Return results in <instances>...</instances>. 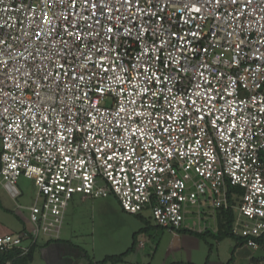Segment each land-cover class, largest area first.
<instances>
[{"label": "snow or ice", "instance_id": "6c2138e0", "mask_svg": "<svg viewBox=\"0 0 264 264\" xmlns=\"http://www.w3.org/2000/svg\"><path fill=\"white\" fill-rule=\"evenodd\" d=\"M159 2L38 0L35 7L29 8L33 13L30 24L22 22L17 29L21 35L3 32L13 27L6 21L0 25V92H4L0 105L7 103L0 107V132L6 139L12 137L8 147L14 142L23 144L26 150L39 151L46 162L52 161L63 170L58 180L78 170L87 180L91 165L103 167L113 179L115 173H120L118 184L131 179L134 184L144 185L159 178L155 176L157 171L164 172L165 168L159 166L161 160L167 165L174 154L185 155L184 149L192 147L186 144L189 139L197 146L192 148V155L205 148L203 155L214 162L207 150L212 141L202 144L197 138L205 126L210 125L229 148L237 138L243 140L249 121L238 115L242 110L238 105L232 107L234 101L226 99V95L233 94L234 85L222 80L221 73L213 76L216 69L207 62L195 69L188 66L187 53L195 50L187 37H198L200 33L191 28L183 35L168 31L164 39L167 17L156 11ZM145 3L148 6L141 7ZM168 4L185 24L209 17L218 21L224 39L242 36L244 19L253 11V0H168ZM166 8L167 4H162L159 11ZM229 18L239 25V33L236 28L229 32L225 27ZM255 22L253 17L249 25ZM195 26L199 29L201 24ZM212 35H217L215 29ZM129 38L142 45L131 65L117 50ZM257 42L264 45V33ZM242 43L241 39L235 45L237 57ZM20 47L23 52L18 51ZM257 54L261 55L259 49ZM189 71L196 80L195 88L180 93L173 85L178 77L182 78L181 73ZM9 79L14 90H19L15 96L5 91ZM26 89L30 90L27 100L23 99ZM93 93L97 94L95 99ZM106 93L119 98L111 113L97 106ZM221 100L226 106L218 108ZM248 115L255 119L251 113ZM74 133H83V143L76 148L71 147ZM88 154L94 159H86ZM233 159L239 166L240 156L233 154Z\"/></svg>", "mask_w": 264, "mask_h": 264}, {"label": "built area", "instance_id": "2783aa9c", "mask_svg": "<svg viewBox=\"0 0 264 264\" xmlns=\"http://www.w3.org/2000/svg\"><path fill=\"white\" fill-rule=\"evenodd\" d=\"M37 3L38 0H0V25L5 21L13 25L12 28H4L2 31L21 35L17 29L22 27V22L25 26L30 24L33 13L29 8L35 7ZM162 4H167V8L160 12ZM146 6L147 3L141 5V7ZM252 8L253 11L249 13L248 19L241 17L244 19L243 35L224 39V32L220 31L218 21L211 17L188 25L184 23V18L179 12L168 4V0H160L156 7L160 16L167 17L163 23L166 29L164 39L168 38V31L183 35L191 28L192 31L200 33L198 37H187L192 41L191 47L195 50L187 53L190 58L188 66L195 69L197 65L207 62L216 69L212 73L213 76L221 73L222 80L234 85L233 94L226 95V99L234 101L232 107L238 105L242 110L238 115H243L249 121L243 140L237 138L236 143L229 148L227 142L221 141L214 134L210 125L205 126L204 132H201L197 138L202 144L209 139L212 141V144L207 145V150L215 158L214 162L203 155L205 148H200L197 154L192 155V148L197 146L189 139L186 144H191L192 147L184 149L183 157L176 153L168 160L167 165L161 160L159 166L164 167L165 170L155 173L159 178L149 184L140 185L132 183L131 179H125L118 184L117 180L121 179L120 173H115L113 179L103 167L91 165L88 166L87 180L84 179L85 173L79 170L66 179L58 180L57 177L61 176L63 170L58 169L56 163L46 162L39 151L26 150L23 144L17 145L13 142V147H8L12 137L6 139L4 133L0 132V185L13 200L21 195L17 188L21 176L32 179L36 187L33 203L26 207L29 228L18 234L0 233V251L19 248L26 253L28 250L26 242L29 244L31 241H37L41 235L53 240L58 239L65 212L77 194L83 199L106 197L112 194L124 212L130 215L149 213L155 226L172 234L178 230L195 233L215 232L218 212L222 208L229 207L230 197L234 201L232 209L235 212L233 234L242 238L248 247L257 249L259 245L256 239L264 233V104H262L264 45L257 42L264 33V27H261L264 26V19L260 18L264 16V0H253ZM253 17L256 22L250 26L249 20ZM196 23L201 24L199 29L196 28ZM225 27L229 32L233 28H236L238 33L240 31L239 25L230 18ZM214 29L216 36L212 35ZM4 38L8 39L7 36ZM241 39L243 43L237 57L238 50L235 45ZM15 43L19 44L18 41ZM10 46L5 45V47ZM141 47L140 42H134L129 38L124 46L117 50L122 53L124 61L131 65ZM203 49L208 51L204 52ZM257 49L261 55L257 54ZM18 51L23 52V48L20 47ZM166 74L164 70L163 75ZM180 76L182 78L178 77L173 85L178 92L183 93L195 88L196 80L192 71L181 73ZM153 87H163V85H153ZM5 91L11 96L19 93L18 89L14 90L11 79L8 80ZM96 95V93L92 94L93 99ZM29 96L30 90L26 89L23 99L27 100ZM0 99H4V92H0ZM107 99H110L111 103L104 105ZM118 101V97L106 93L97 106L105 109L106 113H111ZM68 102L71 103L70 100ZM4 106H7V103L0 105V107ZM222 106H226L224 100L217 104L218 108ZM249 113L255 116V119H252ZM237 123L242 124V121ZM224 124L227 125V120ZM3 126L8 127L6 123ZM232 135L236 136V130H233ZM82 136L83 133L72 134L71 147L76 148L82 144ZM237 144L240 145L239 148ZM80 154L84 155L83 152ZM233 154L240 156L239 166L233 159ZM86 159L91 161L94 155L88 154ZM230 159L231 163H229ZM206 162L211 166L208 167ZM138 187L139 191H137ZM230 188L239 189L240 192L229 193Z\"/></svg>", "mask_w": 264, "mask_h": 264}, {"label": "rangeland", "instance_id": "374dc122", "mask_svg": "<svg viewBox=\"0 0 264 264\" xmlns=\"http://www.w3.org/2000/svg\"><path fill=\"white\" fill-rule=\"evenodd\" d=\"M110 103L111 100L107 99L104 105ZM17 188L21 195L13 200L0 185V230L5 229L6 232L13 234L22 228H29L26 207L33 203L36 195L32 179L21 176ZM235 192L240 190L236 189ZM81 199L83 198L77 194L70 202L59 238L73 249L84 250L95 263L112 264L101 262L107 256L127 252L132 245L133 235L136 234L135 249L127 253L124 261L118 264H173L180 262L181 258L191 260L190 262L195 264H203L208 255L207 244L212 246L210 259L217 263L227 264L232 260V264H264V245L257 249L246 244L236 246L232 239L220 242L207 239L206 244L202 239L189 233L176 231L172 234L156 228L149 213L141 214L140 219L137 215L124 212L112 194L84 201ZM147 226L149 228L143 230ZM216 229L217 226L215 231ZM41 238L42 235L39 239ZM173 242L176 245L170 251ZM40 255V253L35 255L34 264H44ZM80 263L82 262H77Z\"/></svg>", "mask_w": 264, "mask_h": 264}, {"label": "trees", "instance_id": "16d2710c", "mask_svg": "<svg viewBox=\"0 0 264 264\" xmlns=\"http://www.w3.org/2000/svg\"><path fill=\"white\" fill-rule=\"evenodd\" d=\"M236 188H230L229 193L235 192ZM232 204H234V201L230 199L229 197V207L228 208H222L219 210L217 215V229L215 232L213 231H205L203 233H195L191 231H184V230H178V232H184L189 233L191 235H195L196 237L202 239L204 242H208L207 239H213L217 242H220L224 239H232L236 242V246L238 245H244L245 241L242 238L237 237L232 232L233 222L235 220V212L232 209ZM140 219H142L141 215H137ZM154 224V223H153ZM155 226V225H154ZM159 229V227L155 226ZM149 228L148 226L145 227L143 230H147ZM25 229H23L20 233L24 232ZM136 234L133 235V242L131 247L127 250V252L117 255V256H107L104 258V260L101 263H107L110 262L112 264H118L124 261V257L127 253L133 251L137 245V240L135 239ZM32 238V237H31ZM50 241H60L59 239L50 240ZM49 241V242H50ZM256 242L258 243L259 247L264 245V233L256 239ZM208 246V255L206 258V262L204 264H208L210 259V254L212 252V246L207 244ZM39 248V244L37 241H31L28 244V250L26 253H23V251L19 248H14L8 251H0V264H34V256L36 251ZM234 252V251H233ZM84 257L88 261V264H98L91 260L89 255L83 250ZM232 260H230L227 264H232ZM173 264H183L181 262L179 263H173Z\"/></svg>", "mask_w": 264, "mask_h": 264}, {"label": "crops", "instance_id": "0c3cea01", "mask_svg": "<svg viewBox=\"0 0 264 264\" xmlns=\"http://www.w3.org/2000/svg\"><path fill=\"white\" fill-rule=\"evenodd\" d=\"M84 200H86V199H81V201H84ZM23 229H26V228H22L16 234L20 233ZM6 231L7 230H5V229H3V230L1 229L0 233H2V234H13V233L6 232ZM175 238H177V236H175ZM58 239L60 241L56 242V241H50L53 239H49V238H46L44 236H42L41 239L38 238L37 242L39 244V248L36 251L35 255L37 253H40L41 254L40 256H41L44 264H77V262H82L80 264H88L87 260L84 257L83 250H81L79 248L73 249L71 245L63 242V240H61L60 238H58ZM26 244L28 245V242H26ZM175 245H176V243H174L170 247L169 250L172 251L173 247ZM34 259H35V256H34ZM74 259H76V260H74ZM190 261L183 260L181 258L180 262L183 264H195L194 262H190ZM205 262H206V259L204 260V263ZM173 263H179V262H173ZM208 264H221V263H217L214 260L209 259Z\"/></svg>", "mask_w": 264, "mask_h": 264}]
</instances>
